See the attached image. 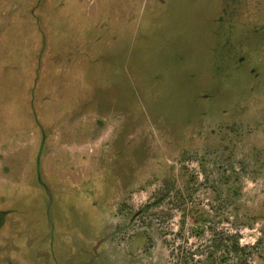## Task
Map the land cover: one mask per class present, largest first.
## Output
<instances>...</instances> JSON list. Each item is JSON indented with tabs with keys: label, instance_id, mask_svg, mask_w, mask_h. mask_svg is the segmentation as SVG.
Here are the masks:
<instances>
[{
	"label": "rangeland",
	"instance_id": "rangeland-1",
	"mask_svg": "<svg viewBox=\"0 0 264 264\" xmlns=\"http://www.w3.org/2000/svg\"><path fill=\"white\" fill-rule=\"evenodd\" d=\"M0 264H264V0H0Z\"/></svg>",
	"mask_w": 264,
	"mask_h": 264
},
{
	"label": "trees",
	"instance_id": "trees-1",
	"mask_svg": "<svg viewBox=\"0 0 264 264\" xmlns=\"http://www.w3.org/2000/svg\"><path fill=\"white\" fill-rule=\"evenodd\" d=\"M232 236V246L231 249L232 251H235L236 254H238V251L245 249V246H238V235L236 232H234V234L231 235ZM221 244V242H218L217 245L219 246Z\"/></svg>",
	"mask_w": 264,
	"mask_h": 264
}]
</instances>
